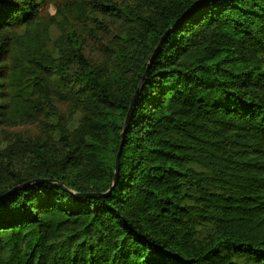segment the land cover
I'll return each instance as SVG.
<instances>
[{
    "label": "trees",
    "instance_id": "1",
    "mask_svg": "<svg viewBox=\"0 0 264 264\" xmlns=\"http://www.w3.org/2000/svg\"><path fill=\"white\" fill-rule=\"evenodd\" d=\"M0 264H264V0H0Z\"/></svg>",
    "mask_w": 264,
    "mask_h": 264
},
{
    "label": "water",
    "instance_id": "2",
    "mask_svg": "<svg viewBox=\"0 0 264 264\" xmlns=\"http://www.w3.org/2000/svg\"><path fill=\"white\" fill-rule=\"evenodd\" d=\"M153 59H154V54L150 57L149 62H148V64H147L146 68H145V71H144V73H143V75H142V78H141L140 86L143 84V81H144V79H145V77H146V74H147L148 68H149V66H150V64H151V62H152ZM140 86H139V87H140ZM139 87L136 89L135 93H134L133 96H132L131 106H130L129 111H128L127 115H126V118H125V120H124V127H126L127 124H128V120H129V117H130V114H131V110H132V108H133V101H134V99L137 97V95H138V93H139V91H140V88H139ZM122 135H123V132H122L121 136H122ZM120 151H121V147H119V149H118V151H117V154H116V157H115V170H114L115 178H114V179H116V175H117V172H118V160H119V156H120Z\"/></svg>",
    "mask_w": 264,
    "mask_h": 264
},
{
    "label": "rangeland",
    "instance_id": "3",
    "mask_svg": "<svg viewBox=\"0 0 264 264\" xmlns=\"http://www.w3.org/2000/svg\"><path fill=\"white\" fill-rule=\"evenodd\" d=\"M49 12L51 14L54 13V9L52 7H49L48 8ZM56 35V29L53 27L51 28V36L52 38L55 37ZM91 49V47H90ZM94 52V53H93ZM92 54L95 56L97 54V52L92 49ZM54 86H58V83L57 82H54ZM5 131L7 132H11V133H20V134H24V135H30V136H35L37 135V131H36V127L35 126H24V127H20V128H17V129H6Z\"/></svg>",
    "mask_w": 264,
    "mask_h": 264
}]
</instances>
